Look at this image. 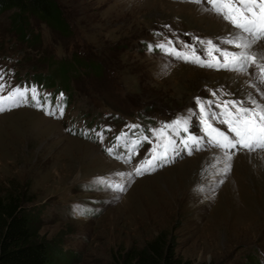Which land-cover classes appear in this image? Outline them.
Returning a JSON list of instances; mask_svg holds the SVG:
<instances>
[{
    "label": "rangeland",
    "instance_id": "rangeland-1",
    "mask_svg": "<svg viewBox=\"0 0 264 264\" xmlns=\"http://www.w3.org/2000/svg\"><path fill=\"white\" fill-rule=\"evenodd\" d=\"M57 1L68 32L32 21L35 35L26 42L12 12L0 13L5 92L36 85L42 103L47 95L45 106L57 109L47 115L23 104L0 112V194L25 193L42 220L40 235L58 243L68 261L76 256L70 264H118L126 250L160 235L193 264H264V150L230 149L225 172L222 150L189 154L178 144L177 161L131 179L117 175L131 172L151 147L144 143L129 163L117 159L128 155L124 138L116 140L122 131L138 135L198 111L194 98L216 99L218 89L221 102L247 92L260 99L264 83L254 66L217 70L149 50L168 40L194 43L193 36L217 42L233 26L203 0ZM253 46L264 52V43ZM189 130L203 135L195 115ZM98 177L125 190L98 186Z\"/></svg>",
    "mask_w": 264,
    "mask_h": 264
},
{
    "label": "snow or ice",
    "instance_id": "snow-or-ice-1",
    "mask_svg": "<svg viewBox=\"0 0 264 264\" xmlns=\"http://www.w3.org/2000/svg\"><path fill=\"white\" fill-rule=\"evenodd\" d=\"M192 2L201 4L202 0H192ZM203 2L209 6L206 10L214 12L229 22L234 31L227 37H218L217 42L193 36L194 43L181 41V47H176L171 40H168L166 43L149 45V50L151 51L153 47L159 48L166 55L176 59L217 70L225 69L244 73L248 71L249 66H254L261 82L264 83V62L257 59V56L264 59V52L253 51V45L258 41L264 43V0H203ZM196 44L204 47L198 50ZM3 80L4 77L0 74V112L23 104H31L38 109H43L47 115L56 114L57 109L45 106L47 95L42 103L36 85H16L5 92L8 86ZM252 87L256 85L253 84ZM217 92L220 90L211 92L216 99L195 97V109L198 111L189 108L187 115L176 116L175 119L161 122L158 127L141 130L138 135L122 131L116 140L119 142L122 137L124 138V147L128 155L125 157L121 153L117 159L123 158L125 163H129L144 143L150 144L151 147L144 159L133 165L131 172L127 174L121 172L117 175L120 177L127 175L131 179L133 173L140 176L170 163L172 156L179 155L178 144L189 154L193 149L200 150L205 146L222 150L224 156L222 170L225 172L230 169L229 161L234 154L229 151L230 149L264 150V91L257 88L259 100L251 92H247L244 99H226L222 102ZM221 95H223L222 92ZM213 105L215 108L212 107ZM58 110L62 115L63 107L60 106ZM193 115L199 118L203 135H194L190 132L189 122ZM217 124L226 126V129ZM127 127L140 128L136 124ZM145 131L151 133V136L146 135ZM97 135L99 136V133ZM106 151L111 155L113 148L109 147ZM95 182L98 186L114 192L125 190L123 183L113 182L104 177L95 178Z\"/></svg>",
    "mask_w": 264,
    "mask_h": 264
},
{
    "label": "trees",
    "instance_id": "trees-1",
    "mask_svg": "<svg viewBox=\"0 0 264 264\" xmlns=\"http://www.w3.org/2000/svg\"><path fill=\"white\" fill-rule=\"evenodd\" d=\"M62 5L57 0H0V13L12 12L18 39L27 41L32 21L55 25L68 32ZM25 193L8 190L0 194V264H70L62 247L40 235L42 220L36 208L26 205ZM29 201V200H28ZM118 264H193L175 254L162 236L139 248L126 250ZM200 264V263H197Z\"/></svg>",
    "mask_w": 264,
    "mask_h": 264
},
{
    "label": "bare ground",
    "instance_id": "bare-ground-1",
    "mask_svg": "<svg viewBox=\"0 0 264 264\" xmlns=\"http://www.w3.org/2000/svg\"><path fill=\"white\" fill-rule=\"evenodd\" d=\"M257 46H253V48H256ZM261 153V152H260Z\"/></svg>",
    "mask_w": 264,
    "mask_h": 264
}]
</instances>
